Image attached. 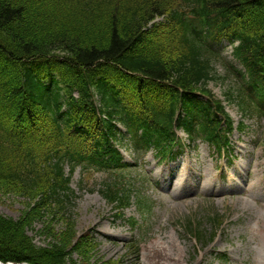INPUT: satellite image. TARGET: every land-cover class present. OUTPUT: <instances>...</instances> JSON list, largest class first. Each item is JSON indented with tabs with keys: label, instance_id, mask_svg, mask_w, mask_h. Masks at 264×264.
Returning <instances> with one entry per match:
<instances>
[{
	"label": "trees",
	"instance_id": "1",
	"mask_svg": "<svg viewBox=\"0 0 264 264\" xmlns=\"http://www.w3.org/2000/svg\"><path fill=\"white\" fill-rule=\"evenodd\" d=\"M184 1L202 5L200 15L214 29L215 39L239 41L237 55L246 62L252 82H245L248 86L227 77L222 80L230 82L226 99L246 109L248 95L264 85V0ZM173 11L166 0H0V189L28 204L17 220L0 215V262L72 264L74 253L82 257L89 253L87 242L72 243V228L66 229L67 239L58 240L52 226L45 225L43 237L53 241L45 246H37L27 234L35 223L55 217L67 206L61 199L68 193L61 163L72 160L76 151L68 150L59 137L75 138L78 122L94 117L92 95L111 117L138 105L148 90H164L167 97L161 101L171 107L149 110L156 119H138L141 127L155 125L156 130L169 127L175 93L182 97L197 91L212 98L207 86L217 79L213 67L219 58L187 38L182 19ZM162 15L172 16L177 36L145 30ZM124 72L133 73L134 79L127 80ZM121 80L135 85L136 97L124 99L126 94L119 91L126 86L116 84ZM73 92L78 93V102ZM63 104L68 110L61 113ZM219 115L228 126L220 102L205 108L201 137L218 143ZM166 130L159 140L169 137ZM105 136L100 134L101 147L93 148L86 159L118 166L119 154ZM122 193L108 188L102 196L123 207L129 195ZM202 235L197 231L198 239Z\"/></svg>",
	"mask_w": 264,
	"mask_h": 264
},
{
	"label": "rangeland",
	"instance_id": "2",
	"mask_svg": "<svg viewBox=\"0 0 264 264\" xmlns=\"http://www.w3.org/2000/svg\"><path fill=\"white\" fill-rule=\"evenodd\" d=\"M218 71L221 72L220 69ZM210 89L216 97H221V87L210 84ZM227 112L235 120L239 119L235 107L227 106ZM252 136V131L242 137L234 133L232 140L236 157L232 161L216 156L205 144H201L197 151H189L192 161L197 157L201 162L206 160L210 174L207 178L212 179V184H221L226 178L231 179L233 184L243 186V190L246 187L245 192L235 189V195L226 192L224 196H216L212 194L213 190L202 189L192 191V195L188 193L183 198V193H173L170 187L168 191L160 188L161 181L156 176L163 168H156L158 161L152 154L142 161H132L124 153L133 166L131 172L135 178L140 180L143 174L148 177L152 184L148 192L156 205L154 225L146 238H138V251H131L127 246L136 234H132L125 223L110 219V207L98 194V185L106 178L95 172L80 173L77 170L70 185L76 196L74 205H67L64 210H58L55 217L49 215L42 223H35L28 235L37 246H44L53 242L43 237L45 225L46 228L52 226L51 232L58 240L67 239V228L73 229L72 234L69 231L70 237L83 241L86 232L95 233L93 245L96 247L90 253L93 257L74 255L72 264H155L156 250L161 247H165L167 252L163 253L177 259L178 264H217L215 258L219 254H226L229 264H264V147L254 148ZM253 152L256 153L255 157H252ZM207 153L213 155L214 166L218 165V169L207 159ZM235 166L250 167L249 176L235 174L242 170ZM198 167L203 171V165L199 164ZM220 174L224 175L220 177ZM194 181L198 184V179ZM256 182H261L262 190L257 188ZM79 185L84 189L78 190ZM27 207L25 199L14 193L5 194L0 189V215L17 220ZM208 213L223 217V225L214 242L202 248L184 234V227L188 220L195 219V227L202 223L203 229L210 231ZM126 215L136 216L134 209Z\"/></svg>",
	"mask_w": 264,
	"mask_h": 264
},
{
	"label": "bare ground",
	"instance_id": "3",
	"mask_svg": "<svg viewBox=\"0 0 264 264\" xmlns=\"http://www.w3.org/2000/svg\"><path fill=\"white\" fill-rule=\"evenodd\" d=\"M184 165L189 168V171L186 172L184 175H174L171 170L165 171L164 174L161 175L162 183L169 187H173L174 192H180L182 190L189 189L193 184L190 183L189 178H191V162L188 158L184 160ZM198 178L200 181L197 184V187L201 189H210V190H217L220 191V187H216L214 184H212V179L207 178L205 179L203 174L199 173ZM192 179V178H191ZM256 185L258 186V189H261V182H256ZM157 252V260L155 261V264H178V260L174 259L172 256H166L164 253L167 252L165 250V247H161ZM164 252V253H163Z\"/></svg>",
	"mask_w": 264,
	"mask_h": 264
}]
</instances>
